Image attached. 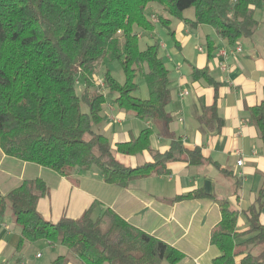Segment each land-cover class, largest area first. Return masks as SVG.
Segmentation results:
<instances>
[{
  "label": "trees",
  "instance_id": "1",
  "mask_svg": "<svg viewBox=\"0 0 264 264\" xmlns=\"http://www.w3.org/2000/svg\"><path fill=\"white\" fill-rule=\"evenodd\" d=\"M150 4L161 6L163 15L193 28L212 27L235 48L256 34L260 22L255 14L264 7V0H0V149L6 157L62 177L96 170L106 184L120 188L138 179L168 175L169 165L178 161L218 167L201 148L188 150L176 140L164 154L153 151L149 129L115 148L104 133L93 129L103 123L104 107L112 102L138 119L161 121L169 130L173 120L168 112L170 72L161 56V40L155 35L157 26L147 15ZM191 8L194 18L186 19L184 12ZM158 22L175 39L171 19L164 15ZM135 27L154 34L153 43L145 50L139 47ZM207 47L211 58L215 49L210 37ZM113 63L124 72L123 84L112 75ZM99 64L105 68L101 78L97 76ZM192 78L214 86L216 100L204 111L221 124L217 116L219 85L207 69L193 68ZM78 83L84 86L81 95ZM140 85L147 86L146 99L134 95ZM83 105L88 112L83 111ZM250 113L264 144V101ZM146 150L153 161L137 167L125 166L117 157ZM48 192L46 182L37 178L0 194V215L10 209L21 227L18 251L26 243L47 241L66 247L79 264H178L185 257L110 209L95 218L97 202L78 219L63 216L57 222L49 221L38 211L39 200ZM203 198L215 202L221 214L211 231L210 242L220 251L212 264H264V185L255 204L245 211L248 225L243 232L238 230L239 210L229 200L202 189L165 201ZM256 248L260 249L257 254ZM66 261L62 256L54 264Z\"/></svg>",
  "mask_w": 264,
  "mask_h": 264
},
{
  "label": "crops",
  "instance_id": "2",
  "mask_svg": "<svg viewBox=\"0 0 264 264\" xmlns=\"http://www.w3.org/2000/svg\"><path fill=\"white\" fill-rule=\"evenodd\" d=\"M172 23L171 20L175 47L181 53L185 52V56L180 60L173 57L161 41L166 60L172 62L170 66L164 60L170 72L172 90L168 112L173 120L169 130L161 121L138 119L118 109L112 102L104 107L102 130L115 148L116 144L129 142L149 129L152 131L150 148L153 151L164 154L169 151L172 140H176L188 150L201 148L203 155L218 167L211 163L197 167L178 161L169 165L168 175L138 179L128 187L120 188L106 184L97 171L74 172L62 177L34 164L6 157L0 149V192L6 194L26 179L41 178L49 191L38 202V211L45 219L52 222L63 216L78 219L97 202L95 217H100L107 209L114 211L132 225L181 251L185 257L178 264H212L220 255L219 249L210 242L211 231L221 220L218 205L207 198L176 203L166 202L165 198L202 189L208 195L229 200L231 204L234 202V208L240 212L238 230L243 232L247 229L245 211L255 204L264 185V144L250 113L253 107L264 101V20L253 38L239 42L243 51L229 52L226 60L219 57V53L234 47L218 37L214 29L203 33L204 26L194 28L198 35L204 37V43L197 53L189 50L186 53L185 48L190 44L189 27L192 26L180 20L173 28ZM208 37L214 42L211 58L208 55ZM223 60L228 71L220 68L219 62ZM193 68L207 69L209 76L219 85L217 116L222 120L221 124L204 111L213 106L216 90L204 79L194 80ZM185 91L189 94L181 95ZM238 151L244 159L242 166L237 164L240 158ZM117 157L128 167L153 161L148 150L134 156ZM5 214L7 218L0 215V264H17L14 263L17 255L19 264H33L29 259L32 254L28 252L29 243L22 251L17 250L21 227L10 209ZM261 222L264 224V209ZM48 247V264H54L61 252L67 254L64 247ZM259 250L256 248L254 253H259ZM43 257L38 252L34 256L36 260ZM65 258L67 261L61 264H77L66 255ZM162 264L170 263L165 261Z\"/></svg>",
  "mask_w": 264,
  "mask_h": 264
},
{
  "label": "rangeland",
  "instance_id": "3",
  "mask_svg": "<svg viewBox=\"0 0 264 264\" xmlns=\"http://www.w3.org/2000/svg\"><path fill=\"white\" fill-rule=\"evenodd\" d=\"M149 8L150 9H149L147 15H148L149 20L152 22V24L157 26L156 31H155L156 37L159 38L161 41H163L164 44L167 45V52L168 53H170L173 57L179 58V60H180L183 56H185V52L181 53L178 49H176L174 39H172V37H170L167 29L165 27H163L162 25H160V23L158 22L159 18L164 17V15H165L173 21L172 27L175 28L180 23V20L177 18H174L168 14L163 15V13H164L163 9L159 5L150 4ZM194 13H195V10L193 8H191V9L184 12V17L186 19H193ZM255 18L259 22H262L264 20V7L262 9L257 10V12L255 14ZM212 29L213 28L210 26H204L202 30H203V33H207V30H212ZM189 30L191 31V35H189L190 44H189L188 48H185V51H186V53H187V50L194 52V53H197L198 52L197 49L199 48V46H201L204 43V37L198 35V33L195 31V29L193 27L192 28L189 27ZM135 32L138 33V35L140 36L139 47L141 50H145L148 45H151L153 43L152 35H154V34L151 35L149 32H147V31L145 32L144 30L138 29L137 27H135ZM248 47H250V46L248 45ZM248 47H247V49H249ZM161 56L163 57V59L166 61V63L168 65L172 66V62H168L166 60V55H165V52L163 50L161 51ZM104 69H105L104 66L99 64L98 73H97L98 77H100V78L102 77ZM110 70L112 72V75L116 78V80L118 82H120L122 84L125 82L124 72L122 71V68L118 63H113L112 65H110ZM98 81H99V79H98ZM140 88L141 89L139 91H136L134 95L139 97V98L146 99L148 97L147 86L145 88V85H140ZM77 89H78V94L81 95V93L84 89L83 84L78 83ZM106 93H107V90H106ZM82 109L84 112H88V107L86 105H83ZM104 123H105V121H103V123L100 125H93V129L96 131H99L101 133H105L102 130V126L104 125ZM91 171H96V170H91ZM232 205H233V207H235L234 202H232ZM7 216H8L7 214H4L5 218H7ZM13 217H14V215H13ZM39 242H42V243H39ZM47 243H48V245H52L47 241H38L36 243H29L30 247H29L28 252H32L29 259L33 262V264H48V259L50 257V251L48 250L49 247H48ZM54 246L63 247L60 245H54ZM64 248H66V247H64ZM65 250H67V254H64L61 252L60 257H62V256L65 257V255H66L69 259H72L73 262L76 260L77 261L76 263L79 264L77 258L74 255H72L71 252L67 248ZM37 252L43 254L44 257L42 260H36L34 258V256L36 255ZM18 261L20 263V258L17 255L14 263L19 264ZM29 264H32V263L30 262Z\"/></svg>",
  "mask_w": 264,
  "mask_h": 264
},
{
  "label": "built area",
  "instance_id": "4",
  "mask_svg": "<svg viewBox=\"0 0 264 264\" xmlns=\"http://www.w3.org/2000/svg\"><path fill=\"white\" fill-rule=\"evenodd\" d=\"M243 51V48L241 45H237L233 50H222L220 53H219V57L223 58L226 60V58L230 55L229 52H232V53H241ZM223 60V61H220L219 64H220V68L223 69L224 71H228V65L226 63V61ZM100 85H104V83L99 80L98 81ZM189 92L188 91H185V92H182L181 95L185 96V95H188ZM237 155L240 156V152L238 151L237 152ZM238 166H242L244 164V159L240 156V158L238 159V162H237ZM41 255H39L40 257Z\"/></svg>",
  "mask_w": 264,
  "mask_h": 264
},
{
  "label": "water",
  "instance_id": "5",
  "mask_svg": "<svg viewBox=\"0 0 264 264\" xmlns=\"http://www.w3.org/2000/svg\"><path fill=\"white\" fill-rule=\"evenodd\" d=\"M0 194H1V192H0Z\"/></svg>",
  "mask_w": 264,
  "mask_h": 264
}]
</instances>
